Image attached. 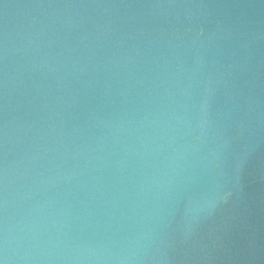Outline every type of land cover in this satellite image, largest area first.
I'll use <instances>...</instances> for the list:
<instances>
[{"label":"water","instance_id":"1","mask_svg":"<svg viewBox=\"0 0 264 264\" xmlns=\"http://www.w3.org/2000/svg\"><path fill=\"white\" fill-rule=\"evenodd\" d=\"M0 264H264V124L158 0H0Z\"/></svg>","mask_w":264,"mask_h":264}]
</instances>
